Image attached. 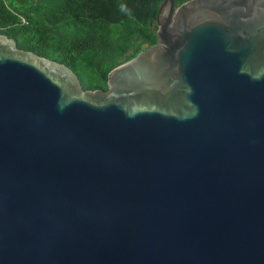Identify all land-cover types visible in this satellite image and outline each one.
I'll use <instances>...</instances> for the list:
<instances>
[{
  "label": "water",
  "instance_id": "water-1",
  "mask_svg": "<svg viewBox=\"0 0 264 264\" xmlns=\"http://www.w3.org/2000/svg\"><path fill=\"white\" fill-rule=\"evenodd\" d=\"M178 3L105 91L0 34V264H264V0Z\"/></svg>",
  "mask_w": 264,
  "mask_h": 264
},
{
  "label": "trees",
  "instance_id": "trees-1",
  "mask_svg": "<svg viewBox=\"0 0 264 264\" xmlns=\"http://www.w3.org/2000/svg\"><path fill=\"white\" fill-rule=\"evenodd\" d=\"M162 1L0 0V34L81 73L86 90L105 91L114 68L156 44Z\"/></svg>",
  "mask_w": 264,
  "mask_h": 264
}]
</instances>
